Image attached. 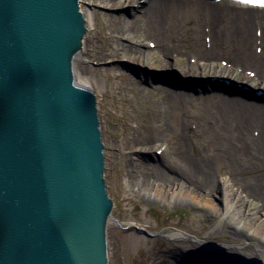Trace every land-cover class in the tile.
Segmentation results:
<instances>
[{
    "label": "bare ground",
    "instance_id": "1",
    "mask_svg": "<svg viewBox=\"0 0 264 264\" xmlns=\"http://www.w3.org/2000/svg\"><path fill=\"white\" fill-rule=\"evenodd\" d=\"M77 2L78 11L84 19V26L87 22L90 24L85 27L80 48L71 56L72 83L91 90L95 97L91 80L97 84L96 76L102 73L107 77L110 75L116 81L119 80L117 92L120 90L125 94L134 87L139 96L149 92L156 93L160 97V101L154 102L150 111L148 126L151 132L141 137L142 134H138L137 129H133L135 134L129 137L124 142L126 145L120 149L125 152L127 158L124 163L125 184L137 192L157 189L161 195L170 194L174 201L181 194L177 192L176 195H172L171 191L178 190L180 186L190 198H206L208 201L211 195L218 194L219 189H222L220 193L222 206L209 201L210 204H205L207 215L210 218L221 216L220 221L216 222L218 223L216 228L222 224L228 226L235 238L240 239L241 236H245L241 224L257 221L264 210V186L261 183L264 171L244 182L245 188L241 187V179H238L237 175L249 171L250 167L264 166V107L259 106L257 100L259 98L264 101V88L243 79L239 74L243 75L241 72L245 70L253 72L252 76H257L260 82L264 72V7L252 5L246 0H92V3L99 4L104 10L85 11L79 5L80 0ZM125 3L134 4L131 10L136 13L129 18L130 20L125 13L113 10L114 7ZM185 13L192 22L191 27L189 25L188 27L191 28V32H195L194 37L190 36L189 42H184L186 37L180 35L179 28L177 29ZM251 23L252 25L257 23L260 28L258 38L255 37V31L251 32ZM99 25L101 33L98 32ZM99 38L103 40L102 47L97 44ZM256 39L263 45L259 53H254L251 48V43ZM190 54L193 56L192 63L187 57ZM142 55H150V58L154 59L151 61L158 62L162 66L170 65L172 57L174 62L180 65L179 69L177 68L178 72L170 70L166 73L173 76L178 74L177 77L180 79L181 74L208 76L212 71L223 77L218 80V89L230 92L236 88L245 90L249 100L236 101L232 97L237 95H234V92H231L232 96L223 99L222 93L218 91L214 94L215 99L211 103V108L206 102L208 105L201 108L198 118L203 121V118L212 114L216 122L210 125L204 120V122L199 121L198 126L195 125L196 131H202L201 138L210 141L206 147L200 138H196L195 141L186 132L191 130V126L187 125L188 113L186 114L180 102L181 98L176 94V90L180 92L185 87L173 89L172 85H176V81L171 79L172 77L149 74L145 78V75L137 76L126 70L110 73L115 67L114 64L99 65V62L109 58L139 59ZM218 58L226 61L224 66L217 62ZM92 61H96V64L93 65ZM218 66L222 68L219 69ZM235 69L239 70V74L234 72ZM147 79L149 88L144 82ZM160 81H165L171 86H162ZM163 89L167 92L165 93ZM186 89L189 92L185 99L191 100L194 96L191 92L195 88L193 84H189ZM94 99L97 109L96 97ZM241 101H244V98ZM158 117H163L162 123L156 125ZM252 127L257 129L254 135L251 133ZM98 129L100 131L99 118ZM226 135H230L228 137L230 144L223 143L222 137ZM225 148L233 154L232 161L228 162V165L222 159ZM257 149L263 150L260 156L255 154ZM168 152L175 156L174 165L162 164L161 167L160 164H151L150 159L154 162L155 157ZM157 153L159 155H156ZM221 164L227 169L226 175H218ZM103 173L104 169L102 177ZM234 184L237 185L236 189L233 188ZM111 209L104 225L105 247L107 230L109 226L114 225L125 226L121 236L127 247L130 243L139 241L141 229L130 222H118ZM231 218L234 222L241 220L238 227L228 223ZM159 233L172 241L171 245L175 247V251H179V245L184 241L191 245H201L205 250L208 247L213 251V254L208 250L197 251V256L201 257L194 264H264V250L260 249L261 247H256L257 252L254 253L250 249V254L241 255L237 250L230 251L238 258L227 263L225 246L219 243H209L195 234L172 226L161 228ZM239 247L244 249L242 246ZM174 250L171 251L173 257L176 255ZM158 264L167 263L160 261ZM176 264L185 263L180 261Z\"/></svg>",
    "mask_w": 264,
    "mask_h": 264
},
{
    "label": "water",
    "instance_id": "2",
    "mask_svg": "<svg viewBox=\"0 0 264 264\" xmlns=\"http://www.w3.org/2000/svg\"><path fill=\"white\" fill-rule=\"evenodd\" d=\"M77 0H0V264H107L95 97L72 83Z\"/></svg>",
    "mask_w": 264,
    "mask_h": 264
},
{
    "label": "rangeland",
    "instance_id": "3",
    "mask_svg": "<svg viewBox=\"0 0 264 264\" xmlns=\"http://www.w3.org/2000/svg\"><path fill=\"white\" fill-rule=\"evenodd\" d=\"M95 2L98 3V1ZM79 5L85 11H94L98 9L104 10L99 4L95 5L92 3V0H80ZM132 6H134V4L125 3L123 5L114 7L113 10L116 12L125 13L127 19H129L136 13L135 11L131 10ZM190 20L191 19L189 18L188 14L185 13L180 20V25L177 27V29L179 28L178 31L180 35L186 37V41L184 42H189L190 36L193 35L194 37L195 35V32H191L190 30L192 24ZM89 24L88 22L87 24L85 23V27L89 26ZM188 25L190 27H188ZM227 25H229L228 22ZM223 27L224 26H222V28ZM250 28L252 33L255 31V37L258 38L260 35L258 30L260 28L258 24L255 23L252 25L251 23ZM98 32L101 33V27L98 28ZM97 44L98 46L102 47L104 45L103 40L99 38L97 40ZM145 46L148 47L147 45ZM262 46L263 45L258 39L251 43V48L254 53L261 52ZM191 55L192 54L187 57H189V61L192 63L193 58L191 57L193 56ZM151 60L154 59L150 58V55H142L139 59L117 57L101 61L99 62V65L105 66L114 64L115 67L110 73L126 70L133 72V74L137 76L145 75V78L149 74L172 77L171 79L176 81V85H172L173 89L185 87L184 89L182 88L183 91L178 92V90H176V94L181 98L180 102L186 114L188 113L186 119H188L189 122H187V125L191 126V130H186V132L190 134L191 139L195 141H197L196 138H200L206 147L208 144H210V141L208 139L201 138L202 131L198 132L195 128V125L198 126L199 121H202L198 118V112L201 110V108H205V105L207 106L208 104L210 107L211 103L214 102L215 99L214 94L218 91L222 93L223 99H226V96H232L230 94H232L231 92H234V95H237L232 97H234L236 101L239 100L240 102H245V99L247 101L249 100L246 97L248 95L244 92L245 90L236 88L230 92L218 89V80L220 78L223 79V77H219L217 74L212 73V71L210 74H208V76H192L181 74V76L179 75L181 77L180 79L177 77L178 74L173 76V74L166 73V71L170 70L178 72V66L180 65L177 62H174L172 57L170 60L171 63L168 66H162L160 63L153 62ZM217 62L221 66H224L226 63V61L221 58H218ZM92 64L95 65L96 61H92ZM218 68L220 69L222 67L218 66ZM234 72L239 74V70L235 69ZM241 73H243V75L239 74V76L243 77V79H246L249 82L257 83L259 84V87L261 86V88H264V72L260 82H258L257 76H252L253 72L245 70ZM91 81L93 90L96 94L97 114L99 118L101 138L104 145L103 177L105 180L107 195L112 201L111 213L118 222H130L136 224L137 227L141 229L140 240L130 243V245L127 247V244L123 242L121 236L125 226H109L106 235L107 264H158L160 261H165L167 264H176V262L180 261L185 264H194L195 262L197 263L196 260H199L201 257L200 255L197 256V251H211V249L208 247L207 250H205L201 245H191L187 241H184L179 245V251H175V247H172L171 245L172 241L166 239V237L159 233L161 228L170 226L179 228L188 233L195 234L209 243H219L220 245L225 246L224 250L227 252L225 253L227 263H231L229 260L235 261L238 258L231 253L236 252V250L241 253V255L250 254V249L253 251V253L257 252L256 247H261L260 249L264 250V210L261 212L257 221L241 224L242 231L246 233V235L241 236L240 239H237L233 236L228 226H222L221 224V226L216 228V225L218 224L216 222L220 221L219 219L221 216L219 217L216 215L213 218H210L207 215V205L205 204H210L209 201L216 202L217 204L219 203L220 207L222 206V204H220V193H222V189H219L218 194L211 195L210 200L208 201L206 198H190L189 194L184 192L183 188L180 186L178 190L174 189L171 191L172 195H176L177 192L181 194V196L174 201L172 200V196H170V194L161 195L157 189H148L137 192L127 186L125 184L126 177L124 176V163L127 158L125 152H122L120 149L126 145L124 142H126L129 137H132V135L135 134L133 129H137L136 132L138 134H142L141 137L148 135L149 131L151 132L148 126L150 111L154 102L160 101V97L156 93L150 94L149 92H147L145 95L139 96L134 87H131L129 91L125 92V94L120 90L117 92L118 90H116V87L119 80L116 81L110 75L107 77L102 73L96 76L97 84H95L94 80ZM144 82L146 83L145 86L149 88L148 79ZM160 82L162 83V86H171L168 83H165V81ZM189 84H193L195 88L191 92L192 96H194L191 98V100H186V95L189 92L186 87ZM163 91L165 93L167 92L166 89H163ZM243 98L244 101H241ZM257 100L259 101V106L264 107V101H261L259 98ZM206 102H208V104H206ZM162 118L163 117L157 118L156 125L162 123ZM204 120H206L207 124L210 125L213 122H216V118L212 114L205 117V119L203 118L202 122H204ZM252 128L251 133L253 134L255 131H257V129ZM229 136L230 135H226L222 137L224 139L223 143L230 144V141L228 140ZM225 149L226 151H223L222 159H224L223 162L228 165V162L232 161L231 157L233 154H231L229 149ZM258 151H260V154ZM262 151L263 150L257 149L255 150V154L260 156ZM169 153L170 152L161 154V156L157 153L156 155L159 156L155 157L156 161L154 160L153 162V159H150V161H152L151 164H160L161 167H163L162 164L165 166L174 165L175 156L170 155ZM160 160H162L161 163ZM263 171L264 166L260 165V168L250 167L249 171L240 172L237 176L238 179H241V187L245 188L244 182L249 181L253 175L262 173ZM226 172V167L221 164L218 169V175H226ZM261 183L264 186V178L261 180ZM233 188L236 189L237 185L234 184ZM231 220L232 218L228 220V223H231L230 225L234 227H238L239 223L241 222V220H239V222H234ZM236 246H238V248ZM239 246L244 247V249L240 248ZM172 250H174L176 254L174 257L173 252H171ZM211 252L213 254V251Z\"/></svg>",
    "mask_w": 264,
    "mask_h": 264
},
{
    "label": "snow or ice",
    "instance_id": "4",
    "mask_svg": "<svg viewBox=\"0 0 264 264\" xmlns=\"http://www.w3.org/2000/svg\"><path fill=\"white\" fill-rule=\"evenodd\" d=\"M254 3H260L261 6H264V0H252Z\"/></svg>",
    "mask_w": 264,
    "mask_h": 264
}]
</instances>
